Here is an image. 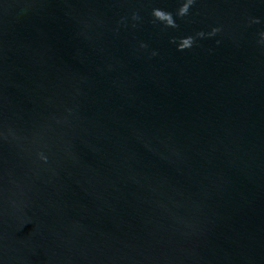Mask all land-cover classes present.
Instances as JSON below:
<instances>
[{"label":"water","instance_id":"obj_1","mask_svg":"<svg viewBox=\"0 0 264 264\" xmlns=\"http://www.w3.org/2000/svg\"><path fill=\"white\" fill-rule=\"evenodd\" d=\"M0 264H264V0H0Z\"/></svg>","mask_w":264,"mask_h":264}]
</instances>
